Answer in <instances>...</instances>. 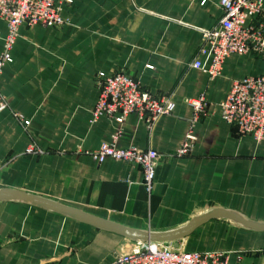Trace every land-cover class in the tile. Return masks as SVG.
Instances as JSON below:
<instances>
[{
  "label": "crops",
  "instance_id": "0c3cea01",
  "mask_svg": "<svg viewBox=\"0 0 264 264\" xmlns=\"http://www.w3.org/2000/svg\"><path fill=\"white\" fill-rule=\"evenodd\" d=\"M221 16L219 0H73L59 28L21 25L0 75L7 104L0 113V190L144 233L182 230L215 210L264 225V140L237 135L219 107L234 81L264 76V59L230 55L214 78L189 67L201 31ZM0 32H7L1 21ZM118 71L154 96H170L172 113L151 130L135 113L122 124L92 122L95 76ZM201 95L209 106L194 126L196 143L191 155L176 157L192 118L185 100ZM116 134L119 149L160 155L150 197L138 167L110 158L97 164L79 153ZM31 144L42 153L26 154ZM135 241L50 207L0 198V264H110ZM164 243L224 252L227 264H264V231L225 217Z\"/></svg>",
  "mask_w": 264,
  "mask_h": 264
},
{
  "label": "built area",
  "instance_id": "2783aa9c",
  "mask_svg": "<svg viewBox=\"0 0 264 264\" xmlns=\"http://www.w3.org/2000/svg\"><path fill=\"white\" fill-rule=\"evenodd\" d=\"M72 3L73 0H0V21L7 29L4 36L0 32V75L4 65L12 61L11 50L18 28L23 24L59 28L66 23L61 17L63 9ZM219 7L221 18L211 28L201 31L197 55L189 64L190 68L201 70L209 78L221 72L224 60L230 55H255L264 59V0H219ZM95 83L98 98L91 112L92 122L107 117L122 124L128 115L135 113L151 130L159 118L173 111L170 96L152 95L123 71L111 75L98 73ZM185 103L191 109L192 118L174 154L179 158L191 155L197 140L194 126L209 106L202 95L188 98ZM219 107L222 119L236 129L237 135L251 136L257 142L264 140V76L234 81ZM6 108V101L0 96V113ZM14 116L23 126H28V120ZM117 138V134L113 135L111 142L101 143L98 149L79 153L89 156L97 164L110 158L138 167L142 171L144 190L150 197L160 155L153 149H119L115 145ZM25 153L39 155L42 151L31 144ZM135 243L136 248L117 255L110 264H227L224 252H187L171 244L148 240H136Z\"/></svg>",
  "mask_w": 264,
  "mask_h": 264
},
{
  "label": "water",
  "instance_id": "95a60500",
  "mask_svg": "<svg viewBox=\"0 0 264 264\" xmlns=\"http://www.w3.org/2000/svg\"><path fill=\"white\" fill-rule=\"evenodd\" d=\"M0 198L1 199H6V200H16V201H27V202H32V203H37L39 205H43L46 207H50L52 209L64 212L66 214L75 216L79 219H82L92 225L102 227L105 229H109L115 232H118L120 234H123L125 236H128L134 240H148V241H155V242H177L182 238H185L191 231L199 224L213 218H228L231 219L238 224L250 228V229H255V230H262L264 231V225H258L254 223H250L241 217H238L228 211L225 210H215L202 219H200L197 223H194L193 225H190L189 227L178 230V231H173V232H164V233H144V232H138L134 231L132 229H128L126 227H122L119 225H116L114 223H111L109 221H105L102 219H99L97 217H93L91 215L85 214L81 211L60 205L58 203H55L53 201H49L46 199L34 197V196H29V195H22V194H16V193H11L8 191H3L0 190ZM176 243L174 247H176Z\"/></svg>",
  "mask_w": 264,
  "mask_h": 264
},
{
  "label": "rangeland",
  "instance_id": "374dc122",
  "mask_svg": "<svg viewBox=\"0 0 264 264\" xmlns=\"http://www.w3.org/2000/svg\"><path fill=\"white\" fill-rule=\"evenodd\" d=\"M134 248H136V245H133V248L132 249H134Z\"/></svg>",
  "mask_w": 264,
  "mask_h": 264
}]
</instances>
